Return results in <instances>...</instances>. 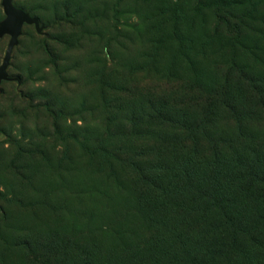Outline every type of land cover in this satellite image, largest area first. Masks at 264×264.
<instances>
[{
  "label": "rangeland",
  "instance_id": "rangeland-1",
  "mask_svg": "<svg viewBox=\"0 0 264 264\" xmlns=\"http://www.w3.org/2000/svg\"><path fill=\"white\" fill-rule=\"evenodd\" d=\"M13 4L0 264H264V0Z\"/></svg>",
  "mask_w": 264,
  "mask_h": 264
},
{
  "label": "water",
  "instance_id": "water-1",
  "mask_svg": "<svg viewBox=\"0 0 264 264\" xmlns=\"http://www.w3.org/2000/svg\"><path fill=\"white\" fill-rule=\"evenodd\" d=\"M13 1L14 0H2L1 2L5 19L0 22V39L8 36L9 42L2 64L0 65V84L3 81L15 80L8 77L7 69L10 64L13 50L19 43V37L22 35L24 25L34 26L38 34H41L44 30V26L40 25L37 18L32 17L29 13L16 8Z\"/></svg>",
  "mask_w": 264,
  "mask_h": 264
},
{
  "label": "trees",
  "instance_id": "trees-1",
  "mask_svg": "<svg viewBox=\"0 0 264 264\" xmlns=\"http://www.w3.org/2000/svg\"><path fill=\"white\" fill-rule=\"evenodd\" d=\"M35 31H36V30H35ZM42 33H43V32H42ZM40 35H41V34H40ZM252 261H253V258H249V257H248V259H247V262H248V263L246 262L245 264H250Z\"/></svg>",
  "mask_w": 264,
  "mask_h": 264
},
{
  "label": "flooded vegetation",
  "instance_id": "flooded-vegetation-1",
  "mask_svg": "<svg viewBox=\"0 0 264 264\" xmlns=\"http://www.w3.org/2000/svg\"><path fill=\"white\" fill-rule=\"evenodd\" d=\"M13 2H14V1H13ZM4 19H5V18H4ZM4 19H3V20H4ZM3 20H2V21H3Z\"/></svg>",
  "mask_w": 264,
  "mask_h": 264
}]
</instances>
